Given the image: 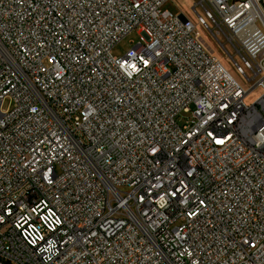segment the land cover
<instances>
[{
  "label": "built area",
  "instance_id": "built-area-1",
  "mask_svg": "<svg viewBox=\"0 0 264 264\" xmlns=\"http://www.w3.org/2000/svg\"><path fill=\"white\" fill-rule=\"evenodd\" d=\"M169 1L0 0V264H264V0Z\"/></svg>",
  "mask_w": 264,
  "mask_h": 264
},
{
  "label": "rangeland",
  "instance_id": "rangeland-1",
  "mask_svg": "<svg viewBox=\"0 0 264 264\" xmlns=\"http://www.w3.org/2000/svg\"><path fill=\"white\" fill-rule=\"evenodd\" d=\"M197 0H171L168 3H166L163 8L169 9L173 12H182L185 14L194 24L197 23V19L195 15L193 14L191 8H194L195 3ZM195 10L197 13L201 14V9L198 7H195ZM196 31L198 34V39L203 44V46L214 56L219 59V61L222 63V65L228 70L230 75L236 79L240 85L247 90L249 88V83L245 81V79L233 68L231 65V62L229 61V58L225 55L224 52H227L229 54H232L233 51L228 47L225 46V50H221L217 44L213 42L209 34L203 31L201 27L196 25ZM139 40V35L133 31L130 34H128L122 41L117 43L112 50V53L114 55H122L128 47H130L134 42ZM224 51V52H223ZM257 95V92L253 91L251 96L248 97L246 100L250 101L253 99V96Z\"/></svg>",
  "mask_w": 264,
  "mask_h": 264
}]
</instances>
